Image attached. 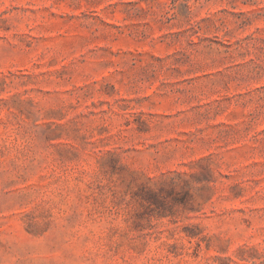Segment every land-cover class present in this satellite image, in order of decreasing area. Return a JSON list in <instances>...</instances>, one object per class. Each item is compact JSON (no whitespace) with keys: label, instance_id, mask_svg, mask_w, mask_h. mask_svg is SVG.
Wrapping results in <instances>:
<instances>
[{"label":"rangeland","instance_id":"374dc122","mask_svg":"<svg viewBox=\"0 0 264 264\" xmlns=\"http://www.w3.org/2000/svg\"><path fill=\"white\" fill-rule=\"evenodd\" d=\"M0 264H264V0H0Z\"/></svg>","mask_w":264,"mask_h":264}]
</instances>
